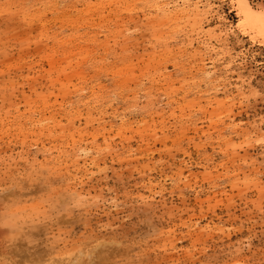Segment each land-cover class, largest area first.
Wrapping results in <instances>:
<instances>
[{
	"label": "rangeland",
	"instance_id": "374dc122",
	"mask_svg": "<svg viewBox=\"0 0 264 264\" xmlns=\"http://www.w3.org/2000/svg\"><path fill=\"white\" fill-rule=\"evenodd\" d=\"M241 20L236 0H0V181L38 171L64 201L45 227L46 185L18 190L33 242L0 259L260 264L264 33Z\"/></svg>",
	"mask_w": 264,
	"mask_h": 264
},
{
	"label": "snow or ice",
	"instance_id": "6c2138e0",
	"mask_svg": "<svg viewBox=\"0 0 264 264\" xmlns=\"http://www.w3.org/2000/svg\"><path fill=\"white\" fill-rule=\"evenodd\" d=\"M260 6L258 10L255 9V5L251 3L241 4L240 7L243 10V16L245 17H255L262 25H264V0H259ZM12 7H23L13 5ZM31 7V6H27ZM29 17L25 15L24 22L28 23ZM32 23H35V18H32ZM246 21L241 20L240 27L243 30L245 28ZM247 35L248 33L245 32ZM252 97L259 99L264 102V85L259 86L258 90L253 89L250 93L249 100ZM256 143L261 149H264V139L257 140ZM44 183L46 185L45 197H46V207L42 210H37L36 214L33 215L32 219L34 222L43 224L47 227L49 224L55 225L58 221L57 213L60 211V207L63 205L64 201L61 199V195L57 192L56 188L53 187L54 181H49L46 178L41 179V174L38 171L27 172L25 174H20L12 178L11 182L7 178L0 181V206L5 209V216L2 221H0V247L8 249L15 246L16 242L25 239L28 236V243L31 244L33 241L31 239V234L27 233L26 230L22 231L23 226L16 223L13 216L8 214V209L14 207L18 202L16 197L18 195V190H22L29 184ZM74 205L68 204L66 211L71 212L74 210ZM261 209L264 211V203L261 204ZM42 217V219H41ZM103 244V241H97V247ZM0 264H64L63 261H53L51 259H32L28 261L22 260H11V259H0ZM68 264H111L110 261L104 259L91 260L88 262H81L79 260L69 261ZM244 264H253L252 260L244 262ZM260 264H264V258L261 259Z\"/></svg>",
	"mask_w": 264,
	"mask_h": 264
},
{
	"label": "bare ground",
	"instance_id": "6f19581e",
	"mask_svg": "<svg viewBox=\"0 0 264 264\" xmlns=\"http://www.w3.org/2000/svg\"><path fill=\"white\" fill-rule=\"evenodd\" d=\"M236 3H237L238 16L241 17V19H244L246 21L245 28L243 30H246L247 27L252 26L250 28L261 29L263 31V33H264V25H262L261 22L257 18L243 16V10L241 9L240 5L244 4V3H249L248 0H236ZM240 24H241V21L238 24L239 29H241Z\"/></svg>",
	"mask_w": 264,
	"mask_h": 264
}]
</instances>
